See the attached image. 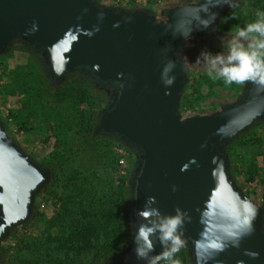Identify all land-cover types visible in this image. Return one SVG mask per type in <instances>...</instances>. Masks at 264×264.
I'll list each match as a JSON object with an SVG mask.
<instances>
[{"label": "water", "instance_id": "water-1", "mask_svg": "<svg viewBox=\"0 0 264 264\" xmlns=\"http://www.w3.org/2000/svg\"><path fill=\"white\" fill-rule=\"evenodd\" d=\"M235 1L201 0L159 20L96 0H0V54L20 41L40 55L53 81L90 77L110 95L98 129L141 160L129 233L110 264L152 263L171 245L161 241L160 224L176 217L175 235L193 264H264V204L235 184L223 151L264 119V80L249 79L235 102L211 114L182 118L178 111L188 78L185 41L212 30ZM46 181L0 119V243L26 219Z\"/></svg>", "mask_w": 264, "mask_h": 264}, {"label": "rangeland", "instance_id": "rangeland-1", "mask_svg": "<svg viewBox=\"0 0 264 264\" xmlns=\"http://www.w3.org/2000/svg\"><path fill=\"white\" fill-rule=\"evenodd\" d=\"M96 1L105 6L117 7L124 10L144 9L155 15L157 19L165 20L166 12L169 9L197 3L201 0ZM253 1L236 0L225 13H229L237 5L241 9L234 13L228 22L224 23L222 21L224 13L212 30L185 41L182 56L187 63L188 78L178 105V111L182 118L211 114L220 110L223 106L235 102L241 96L247 80L226 84L223 78L213 79L208 74V65L202 58L198 62V57L201 56L202 52H208L212 55L218 53L227 55V44L233 39L235 32L239 28L255 22L258 18L257 13L264 11L263 6H257ZM239 8L237 7V9ZM253 14L254 18L251 19ZM230 23L236 25L235 28H229ZM242 43L247 45L248 40L243 39ZM66 77L53 81L40 55L20 41H13L6 51L0 54V119L2 126L7 135L16 141L22 150L29 154L34 161L39 163L40 167L47 157H53L52 153L55 149L63 147L59 144L56 137L58 133L57 129L53 126V123H50L51 119L53 120V116L57 112H60V120L65 122L68 120V116L66 115L68 112L66 110L70 111L74 108L73 106L76 105L74 103H79L81 110H92L94 107L91 108L88 104L89 101L93 100L91 94L103 91L104 95L108 97L106 90L96 86L88 76L86 77L90 79L92 84L91 89H89L90 95L88 93L84 94V88L77 84L71 85L72 90H67L63 86V80ZM62 92L66 96L62 95L63 98L60 99ZM76 93H83L84 96L80 94L76 100L72 96ZM81 97L87 98L83 100L84 98ZM33 99L38 102L35 103ZM40 103H43V109L39 108ZM49 103L51 107L48 105L45 108V105ZM108 103L107 100L105 106ZM104 107L97 111V121L94 126L95 131L93 130L86 136L83 134L78 136L75 156L69 159L63 156L62 168L64 172L69 173L72 170H78L82 174L93 172L96 176L101 175L103 165H101V162L97 163L96 161L98 159L96 156L97 145L95 147L90 139L91 136L96 135L94 132L98 130L100 113L104 110ZM101 134L103 135L104 133L101 132ZM67 135H70V133ZM239 137L245 138L246 142L243 140L239 141ZM111 139L115 144L113 149L117 156L118 165L117 173H114L115 181L113 184L119 185L123 179L122 185L124 187L129 185L128 190L130 192L129 198L126 197L125 193L124 203L121 205L125 218L123 239L119 240L122 243V248L119 252L115 253L116 249L120 247V243L118 242L115 251L103 263L100 262L98 264H110L115 261L125 245L130 224L128 208L131 202V177L138 157L133 149L122 145L113 138ZM227 145L229 146L228 153H224L228 158V171L233 181L256 205L260 206L264 204V119L253 123ZM120 159H123L124 163L121 164ZM58 169L59 167L56 173L60 174L61 171ZM44 171L47 175V181L42 189L33 197L28 216L24 221L10 229L1 240L0 258L3 256V251L4 257L2 260L0 259V264H7V262L14 264L17 258L34 261L37 258L41 259L42 251L40 250V244L41 241L44 243L47 238H44L43 232L49 231L50 235L54 238L56 236L59 237L61 231H58L57 225H65L64 220H58L57 224L52 222L54 212L57 211V208L54 206L56 198L52 196V190L50 189L52 186H49L51 173L47 169ZM98 184L102 186V183L98 182ZM55 188L53 187V189ZM56 189L57 191H61L59 188ZM79 223L84 225L86 224V220L83 218L82 221L79 220ZM66 226L73 228L78 227L79 224L73 218L70 225L67 224ZM33 238L41 240L36 242L31 250L24 247V243ZM181 243L185 246L181 244L179 251L172 258L179 259L181 264H193L187 244ZM57 254L53 255L51 259L63 260L65 258L60 250L57 251ZM161 261L165 260L161 259Z\"/></svg>", "mask_w": 264, "mask_h": 264}, {"label": "trees", "instance_id": "trees-1", "mask_svg": "<svg viewBox=\"0 0 264 264\" xmlns=\"http://www.w3.org/2000/svg\"><path fill=\"white\" fill-rule=\"evenodd\" d=\"M246 2L248 0H245ZM253 3L257 6L264 7V0H254ZM239 8L240 6L237 5ZM235 7L229 13H225L223 16L224 23L229 21V18L241 8ZM254 18V14L251 19ZM232 20V19H231ZM236 25L229 24V28H235ZM63 86L67 90H72L71 85L77 84L84 88L85 93L90 95L89 89H91V81L88 77L83 75L67 76L63 80ZM64 89V88H63ZM64 90V91H67ZM60 91V90H59ZM83 93L73 94L74 99H78L77 96ZM65 97V93H61ZM93 98L88 104L90 107H94L92 110L80 109L79 103H74L70 111L66 115L68 120L62 122L60 119V112H57L51 119L50 123L57 129L56 135L59 144L63 147L61 149H55L52 153L53 157H47L42 163L44 170H49L51 173V181L49 186H52V196L56 198L54 206L57 211L54 212L52 222L57 224L58 220H64V224L57 225L58 231L61 233L59 237H53L50 232H43L45 242L41 241L40 250L41 259L34 260H22L17 258L14 264H98L103 263L116 249L119 240L123 236L124 228V214L122 212L121 205L124 203L125 193L129 198V185L124 187L123 179L119 185H114V173H117V156L113 149L115 144L113 140L102 135L101 132L96 130V135L91 136V141L96 147V159L97 163L101 162L103 169L100 176H96L93 172L82 174L78 170H72L69 173L64 172L62 168V158L66 156V159L73 158L77 151V140L80 134L86 136L94 130L95 123L97 121V111L103 108L107 103L108 97L104 95L103 91H97L95 94H91ZM86 100L87 97H81ZM59 99V100H60ZM32 101V100H31ZM35 103V99H33ZM50 103L45 105V108ZM33 106V105H32ZM39 108L43 109V103H40ZM55 109V108H54ZM95 131V130H94ZM70 133V135H67ZM240 138V137H239ZM246 142L245 138H240L239 141ZM229 146L226 145L223 151L228 153ZM59 167L60 174H57V168ZM124 178V177H123ZM99 183H102L100 186ZM59 188L61 191H57ZM75 218L78 227L66 226L70 225L71 220ZM86 220V224H80L79 220ZM66 227V228H65ZM49 235V236H48ZM49 239V240H48ZM123 239V238H122ZM41 239L33 238L27 243H24V247L31 250ZM120 243V242H119ZM182 244V243H181ZM70 245V246H68ZM185 246L184 244H182ZM116 252H119L122 248L120 243ZM38 248V246H36ZM42 248V249H41ZM186 248V247H185ZM60 250L65 258L63 260H55L53 255H58L57 251ZM2 254V250H1ZM45 256V257H43ZM4 257V251L3 256ZM7 264H12L8 263ZM158 264H168L167 261L159 260Z\"/></svg>", "mask_w": 264, "mask_h": 264}, {"label": "clouds", "instance_id": "clouds-1", "mask_svg": "<svg viewBox=\"0 0 264 264\" xmlns=\"http://www.w3.org/2000/svg\"><path fill=\"white\" fill-rule=\"evenodd\" d=\"M257 17L255 22L235 32L233 39L227 44V55L202 52L198 57V62L202 58L208 65V74L213 79L223 78L226 84L255 80L257 77L264 80V11L258 12ZM243 39L248 40L247 45L242 43ZM179 224V217L170 218L160 224L158 231L161 233V241H170L172 246L155 257L152 264H158L161 259L168 264H181L179 259L172 258L181 245L180 237L175 235ZM138 235L141 237L145 235L143 228L138 231ZM137 254L141 255L139 249Z\"/></svg>", "mask_w": 264, "mask_h": 264}, {"label": "flooded vegetation", "instance_id": "flooded-vegetation-1", "mask_svg": "<svg viewBox=\"0 0 264 264\" xmlns=\"http://www.w3.org/2000/svg\"><path fill=\"white\" fill-rule=\"evenodd\" d=\"M248 81V80H247ZM109 99H110V95H108V102H109ZM107 106H108V104L104 107V110H106L107 109ZM98 131L99 132H102L101 131V129H98ZM140 162H141V160L139 159V157H137V159H136V163H135V167H134V171H133V173H132V181L134 180L133 178H134V176H135V173H136V169H137V167L140 165Z\"/></svg>", "mask_w": 264, "mask_h": 264}, {"label": "built area", "instance_id": "built-area-1", "mask_svg": "<svg viewBox=\"0 0 264 264\" xmlns=\"http://www.w3.org/2000/svg\"><path fill=\"white\" fill-rule=\"evenodd\" d=\"M120 162H121V164L124 163V162H123V159H120Z\"/></svg>", "mask_w": 264, "mask_h": 264}]
</instances>
